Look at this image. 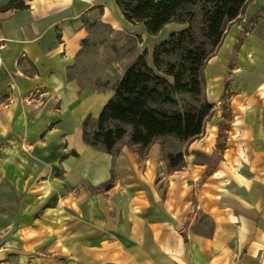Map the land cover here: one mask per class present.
Masks as SVG:
<instances>
[{
  "label": "crops",
  "instance_id": "1",
  "mask_svg": "<svg viewBox=\"0 0 264 264\" xmlns=\"http://www.w3.org/2000/svg\"><path fill=\"white\" fill-rule=\"evenodd\" d=\"M13 1L0 0V142L17 147L20 195L10 264H264V0L249 2L205 67L208 101L233 95L206 178L197 158L215 156L219 125L181 171L169 172L159 143L114 155L85 143L84 123L98 125L116 87L83 88L71 73L87 19L100 6L120 12L115 0Z\"/></svg>",
  "mask_w": 264,
  "mask_h": 264
},
{
  "label": "rangeland",
  "instance_id": "2",
  "mask_svg": "<svg viewBox=\"0 0 264 264\" xmlns=\"http://www.w3.org/2000/svg\"><path fill=\"white\" fill-rule=\"evenodd\" d=\"M246 7L239 18L227 24L221 40L217 43L209 38V24L202 4L187 9L182 14L181 23H171L155 36L149 35L142 23L127 22L121 10L118 12L115 9L111 13L112 17L109 18L108 13L105 16V7H97L95 13L87 19L88 35L83 43L78 69L71 73V77L77 79L83 88L104 90L118 87L127 71L141 57H145L149 67L157 75L166 78L168 82L173 84L174 79L165 75V72L170 69V65L181 70L180 67L186 64L185 58L189 51L196 55L204 54V56L201 55V63L199 64V77L202 84L201 94L173 93L172 99L175 101V105L156 106L159 112L170 115L203 111L205 114L203 134L193 141L184 142L175 137H164L156 139L155 143H159L163 148L165 164L169 172L181 171L186 166V156L189 154L188 148L196 141L209 142L208 140L212 138V126L219 125L215 156L210 161L200 155L197 158L199 163L208 164L207 173L204 175V178H206L215 171L217 164L221 161L220 155L227 145L233 122V95L230 89L227 88L229 87L227 83V92L221 102L212 105L208 101L205 67L219 52L229 29L242 21ZM257 19L258 17L254 18L251 23H254ZM250 28L251 26L248 25L245 31L247 32ZM185 31L188 33L187 41L181 45L175 41L173 45L168 47V54L166 53L161 57L163 65L162 72H159L154 63L156 51L163 44L170 42L173 35L179 36ZM243 39L244 35L240 38V42ZM160 55L163 54L160 53ZM109 127L112 129L125 128L127 131V136L118 144L117 151L121 145L131 143V127H124L119 123H113ZM97 129V124L92 121L88 122L86 130L91 139ZM141 150H143L142 147ZM22 166H25V164L22 163ZM19 200L20 195L17 194V147L12 141L4 140V142H0V264H10L13 261L14 254H17L19 245H17L13 233Z\"/></svg>",
  "mask_w": 264,
  "mask_h": 264
},
{
  "label": "trees",
  "instance_id": "3",
  "mask_svg": "<svg viewBox=\"0 0 264 264\" xmlns=\"http://www.w3.org/2000/svg\"><path fill=\"white\" fill-rule=\"evenodd\" d=\"M251 0H115L125 20L129 23H142L149 35L159 34L167 25L180 22L182 14L189 8L202 4L209 24V38L219 42L229 22L239 18ZM11 6L23 10L24 0H14ZM181 23V22H180ZM187 31L173 35L170 42L163 44L154 55L155 67L162 72L161 57L167 53L175 41H187ZM163 54V55H160ZM204 53V52H203ZM168 54V53H167ZM204 56V54H201ZM201 55L189 51L181 70L169 66L165 72L174 83L156 74L145 57L131 67L116 87L114 99L105 109L97 125V132L91 139L86 128L91 119L84 123V141L96 150L114 155L120 142L127 136L125 128L112 129L109 126L119 123L131 127V145L147 149L156 139L175 137L181 141H193L203 134L205 114L201 112L161 113L158 105H175L172 94L200 95L202 84L199 77ZM222 135V131H221ZM108 188V187H107Z\"/></svg>",
  "mask_w": 264,
  "mask_h": 264
},
{
  "label": "bare ground",
  "instance_id": "4",
  "mask_svg": "<svg viewBox=\"0 0 264 264\" xmlns=\"http://www.w3.org/2000/svg\"><path fill=\"white\" fill-rule=\"evenodd\" d=\"M226 205H227L228 207H232V206H233V203H231V202H226Z\"/></svg>",
  "mask_w": 264,
  "mask_h": 264
},
{
  "label": "built area",
  "instance_id": "5",
  "mask_svg": "<svg viewBox=\"0 0 264 264\" xmlns=\"http://www.w3.org/2000/svg\"><path fill=\"white\" fill-rule=\"evenodd\" d=\"M33 96H34V94H30V98L28 99V101H31V97H33ZM57 112H59V110Z\"/></svg>",
  "mask_w": 264,
  "mask_h": 264
}]
</instances>
